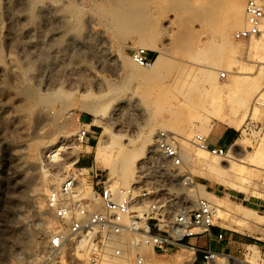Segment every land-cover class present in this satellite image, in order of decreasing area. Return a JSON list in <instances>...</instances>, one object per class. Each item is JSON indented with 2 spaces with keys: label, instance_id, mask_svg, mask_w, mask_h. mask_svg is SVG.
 Segmentation results:
<instances>
[{
  "label": "rangeland",
  "instance_id": "obj_1",
  "mask_svg": "<svg viewBox=\"0 0 264 264\" xmlns=\"http://www.w3.org/2000/svg\"><path fill=\"white\" fill-rule=\"evenodd\" d=\"M29 1L31 19L13 24L24 32L10 40L12 11L6 0H0V68L7 66L10 56L19 63L17 77L0 72V264H85L81 253L67 261L50 254L49 231L56 223L47 209L46 196L78 159L75 167L94 164L110 175L105 167L121 151L137 148L133 140L150 130H154L155 139L162 131L179 139L185 166L196 182L197 192L188 193L191 203L202 197L216 208L214 228L223 231L227 241L211 238L222 246L212 250L219 255L217 262L211 259L206 264H233L224 254L239 264H256L255 252L257 264H264V170L245 165L246 173H240L241 162L229 155L211 156L192 144L197 133L212 140L233 132L228 150L239 139L247 144L245 152L240 145L233 152L252 154L264 132V104L254 100L264 89V74L252 98L244 104L239 99L243 90L238 82L257 76L264 68L251 42L234 38L235 31L246 24L248 0ZM40 1H57L56 12L59 9L64 17L55 15L54 9L55 16L42 12ZM238 5L243 6L241 20L236 14ZM84 40L93 50L105 44L120 59L115 69L113 63L99 62L90 51L85 68L101 76L99 83L92 80L90 70L83 82L70 78L67 64L75 53L74 44ZM139 47L149 50L150 65L161 58L158 68L138 66L132 60L133 50ZM137 68L151 73L150 77H134L132 70ZM222 72L227 73L224 79ZM37 75L41 78L34 77ZM117 103L122 105L118 116L122 123L110 120L109 131L104 133V127L94 123L93 113L85 106L104 108L110 119ZM254 106L259 109L255 117ZM246 109L243 134L229 121L240 118ZM82 121L92 126L91 135L96 137L88 144L91 149L76 143ZM66 133L69 135L64 138ZM227 159L234 164L229 175L208 170L214 161L227 164ZM139 164L140 160L135 164L133 182ZM52 175L59 180L49 185L46 181ZM231 182L244 184L246 193L229 187ZM212 183L217 190L209 187ZM215 202L235 213L224 215ZM181 252L158 255V261L154 258L149 264H191L194 251L177 258Z\"/></svg>",
  "mask_w": 264,
  "mask_h": 264
},
{
  "label": "built area",
  "instance_id": "obj_2",
  "mask_svg": "<svg viewBox=\"0 0 264 264\" xmlns=\"http://www.w3.org/2000/svg\"><path fill=\"white\" fill-rule=\"evenodd\" d=\"M245 13L246 24L235 31L234 38L251 42L264 34V0H248ZM131 58L139 66L150 65L146 48H135ZM226 77L222 72L221 78ZM91 133L92 126L82 121L77 145H88ZM192 144L211 156L229 155L227 146L214 145L202 133L194 135ZM78 162L46 196L56 223L49 231V251L55 257L67 261L81 253L85 264H149L158 255L188 247L194 249L195 260L202 254L201 264L212 259L215 252L190 240L213 237L216 208L202 197L191 203L188 193L197 192L196 182L174 134H158L128 186L118 185L94 164L75 167ZM216 238L227 241L223 231Z\"/></svg>",
  "mask_w": 264,
  "mask_h": 264
},
{
  "label": "bare ground",
  "instance_id": "obj_3",
  "mask_svg": "<svg viewBox=\"0 0 264 264\" xmlns=\"http://www.w3.org/2000/svg\"><path fill=\"white\" fill-rule=\"evenodd\" d=\"M16 1H18V2H16ZM16 1L15 0H6L7 8L10 9L12 12H14L16 7H20V9L17 10V12H15V13L11 12V14H10V21L12 22V28H11V31L9 33L10 40L11 39L13 40V38H16V37L22 35L24 32L23 29H19L18 27L15 28L13 26V24L14 25L15 24H22V23L25 24L26 22H28L31 19V15L29 13V10L27 9L28 5L31 4V3H29L30 1L29 0H16ZM56 3H57V1H56ZM56 3L53 1L52 2L40 1L38 6H39V9L42 10V12H44L43 10L50 11L51 14L53 15L57 11L56 10L57 9ZM64 4L65 3L61 4L62 7H64L63 6ZM61 5L59 4V6H61ZM53 9H54V13L52 12ZM237 9L238 10L236 11V14L238 17H240V20H241V18H243V15H244L243 14V12H244L243 6L238 5ZM56 13H57V15H58V13L60 14L59 9H58V12H56ZM56 13H55V15H56ZM55 15H53V16H55ZM47 16H49V15H47ZM59 16L61 18L62 15L60 14ZM63 17L64 16H62V18ZM63 21H65V20H63ZM238 26H239V24H238ZM241 27H239V28H241ZM87 40H84L82 42L74 44L73 51L75 53L70 58L71 60L69 59L70 63L67 64V67H68L67 69L70 72L69 73L71 75L70 78H73V79L77 80L78 82L79 81L83 82L84 80H86L85 75L87 74V71L90 70L89 73H91L93 76L92 80L94 79L95 83H99V82H101V76L98 73L92 71L89 67L85 68V66H86L85 62L89 60V59H85V58H88V56H90V51H93V53L98 57L99 62L108 61L106 63H109V62L113 63L114 65L112 64L111 66H113V67L115 66L116 67L115 69H117V65L118 66L120 65L119 64L120 59L115 54H113V52H111L109 50V48L105 46V44H102L99 47L98 46L95 47L94 48V50H96V52H95ZM223 40L225 41V39H222V41ZM32 42H34V41H32ZM239 42H241V41H239ZM251 46L259 53V56H258L259 61L261 63H264V34L260 38L251 41ZM65 59L63 60L64 64H66V61H67V59H66V61H65ZM111 63H109V64H111ZM160 63H161V58L157 57L155 59L154 63L152 65H148L147 67L151 66L153 68V70H155L156 68H158ZM31 64H32V62H31ZM0 72H1V74L8 73L12 77H14L16 75L18 76V74H19L18 59L15 56H10L9 57V63L7 64L6 67L2 66L0 68ZM132 74L134 77H136L138 79L147 80L150 77L151 73L143 71L140 68H137V69L132 70ZM263 74H264V68H262L260 70V73L257 76L251 77V78H245V79H242L238 82V85L241 88L240 91L243 90L242 93L240 92L241 94L239 97L241 104H244L246 101L251 99L252 98L251 95L255 92V90L260 88V83H261V79L263 77ZM34 77L39 78L40 76L37 75ZM26 95L31 96L32 93L26 92ZM257 96L254 98V100L256 99L255 101H257V103H259L260 105H263L264 104V89L259 90V93L257 94ZM85 108L93 113L94 123L104 127V133H107L109 131L110 124L112 122L117 123V124L122 123V121L118 118V116L120 114L119 111L122 109V105H120V103L116 104L115 108L113 109V111L111 113L110 119L106 118L104 108L99 109L97 107H94L92 104H87L85 106ZM258 111H259V109L256 106H254L253 111H252V116L255 117L258 114ZM114 116H117V117H114ZM247 117H248V113H247V109H246L240 118L237 117L234 120L229 121V125L235 129H237V130L242 131L243 134H245L246 131L243 128V125L245 124ZM117 124H115V125H117ZM200 131L205 133V131H203V130H200ZM66 134H67V136L63 134L64 138H67L69 135V133H66ZM156 140H157V137L155 139L154 130H150L148 133H146L145 136L138 137L135 140H133V142L137 148H134L133 150L121 151L118 154V157L112 161L111 165L109 167H105V169H108L111 172L110 177L112 179H116L118 181V183H120L123 186H128V185L132 184L133 178L135 176V164L137 165L138 161L139 160L141 161L144 158V156L147 154V150L149 151L155 146ZM239 145H240V147H242V150L243 149L245 150V147L247 146L246 142L237 139L235 141V143L233 144V146L231 147V151H229V157L231 159H236L237 161L241 162L242 167L240 169L238 168L237 170L240 173H243V174L246 173L244 170L245 168H243V167H245V165L255 166V167H258V168L264 170V132L261 133L259 142L257 143V146H256L254 153L243 154V152L242 153L233 152L234 151L233 149L235 148V146L237 147ZM87 147L89 149H91V146H87ZM201 151L208 153L205 150H201ZM182 156H183V153H182ZM231 159L226 160L228 162L227 164H223L219 160H216L212 164L208 165L209 166L208 170L213 174L220 175V174L226 173L229 175L234 170V164L231 162ZM138 167H139V165H138ZM21 172H20V174H22ZM50 177H48L46 183L48 182L49 185L57 184V182L59 180L57 178V176H53L51 178ZM247 178H249V177H247ZM227 184L232 189L238 190L240 192L246 193V191H247L244 184H236L235 182H231V183H227ZM44 188L45 187L43 186V189ZM37 190L41 191L42 188L38 187ZM44 190H46V189H44ZM190 199H192V198H190ZM216 205L219 208V210L224 213V215H225V213H230V212L235 213L234 211H231V210L223 207L222 205H220L218 203H216ZM240 208L243 209L245 212L250 211L246 206H240ZM242 217L245 219L247 218L245 216H242ZM192 250L194 251V249H192ZM192 250H190V251L192 252ZM50 254H52V253H50ZM224 255H226V259L228 261H230L231 263L239 264L238 263L239 261H237V259H235L233 256H230L227 254H224ZM218 257H219V255L217 253H214V255L212 257V260H214L213 262L216 263ZM156 258L157 257H155L154 260H157ZM234 260H236V262ZM253 261L256 264L258 263L257 252H255V255L253 256Z\"/></svg>",
  "mask_w": 264,
  "mask_h": 264
},
{
  "label": "crops",
  "instance_id": "obj_4",
  "mask_svg": "<svg viewBox=\"0 0 264 264\" xmlns=\"http://www.w3.org/2000/svg\"><path fill=\"white\" fill-rule=\"evenodd\" d=\"M213 3H221V2H225L227 3L229 0H211ZM155 51V50H154ZM92 138H94L93 136H90L89 140H91ZM234 140V133L233 132H226L224 134H222L219 138H213L211 141L214 145H221V146H227L229 143H231L232 141ZM87 146H90V145H87ZM211 185V186H210ZM209 187L211 189H214V190H217V186L215 183H212L210 184ZM221 231L216 229V228H213L212 229V233H213V237H217V235L220 233ZM217 239V238H216ZM219 241V240H218ZM190 243H196L198 245L199 248H202V249H211L213 251L217 250L220 248V246H222L219 242L216 244L214 242L213 239H209L207 237H201L199 239H191L190 240ZM192 250L191 248H188V247H183V249H178V248H175L172 252H180L182 251L178 256L177 258L180 256V255H183V256H187L188 252L191 253L190 250ZM193 251V250H192ZM195 253V252H194ZM193 257V261L195 259V254L192 253L191 255ZM197 259L192 263V264H201V261L203 259V256L201 253H198L197 255ZM158 260V259H157Z\"/></svg>",
  "mask_w": 264,
  "mask_h": 264
}]
</instances>
